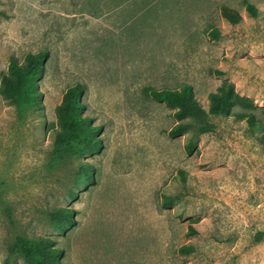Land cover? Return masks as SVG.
Masks as SVG:
<instances>
[{
  "label": "rangeland",
  "instance_id": "1",
  "mask_svg": "<svg viewBox=\"0 0 264 264\" xmlns=\"http://www.w3.org/2000/svg\"><path fill=\"white\" fill-rule=\"evenodd\" d=\"M39 51L40 108L0 94V264L18 235L53 239L63 264H264V148L245 122L221 118L187 155L194 134L169 137L175 109L145 92L186 84L207 104L232 83L264 124V0H0V85L12 60ZM77 84L102 148L58 160L56 108ZM80 164L93 183H78ZM57 209L74 222L55 229Z\"/></svg>",
  "mask_w": 264,
  "mask_h": 264
},
{
  "label": "trees",
  "instance_id": "2",
  "mask_svg": "<svg viewBox=\"0 0 264 264\" xmlns=\"http://www.w3.org/2000/svg\"><path fill=\"white\" fill-rule=\"evenodd\" d=\"M247 13L252 18H257L261 13L249 2H245ZM222 16L231 24H238L241 18L236 10L225 5L220 6ZM206 34L212 40L221 38L217 28L211 27ZM49 58L48 51L28 53L23 62L12 60L9 64L8 73L3 74L0 94L10 105L17 107L40 108L42 93L39 81L44 75L45 64ZM83 88L77 84L69 86L62 98V102L56 108L58 118V129L55 131L54 155L58 160L83 156L100 151L102 145L96 137L99 128L92 125L88 117L83 116L84 106L82 103ZM145 92L153 100L164 103L175 109L174 116L177 123L174 124L167 134L171 138H178L186 133L192 132L194 136L185 145L187 155H193L197 151L196 138L201 135L216 133L215 119H231L235 123L243 121L247 125L248 132L264 148V124L256 121L253 114L247 112L256 110L257 107L251 99L245 98L237 93L235 85L224 83L217 92L210 93L207 104H204L189 85H181L178 88L153 89L146 88ZM239 108L242 113H230ZM93 170L84 164H80L77 180L81 186L93 183ZM182 181L186 178L181 174ZM163 206L171 208L175 197L164 195ZM49 220L52 226L63 229L74 222V213L70 209H57L49 212ZM192 226V225H191ZM191 227L190 234H196ZM264 240V232L257 235L256 241ZM195 251L192 244L181 246L179 253L189 255ZM62 250L56 247V242L41 235L28 237L18 235L9 246L4 264L21 259L24 264H63L60 259Z\"/></svg>",
  "mask_w": 264,
  "mask_h": 264
}]
</instances>
